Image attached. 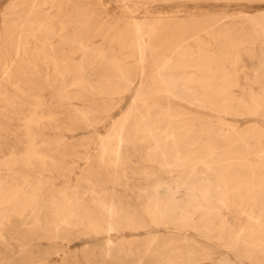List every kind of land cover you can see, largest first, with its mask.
I'll use <instances>...</instances> for the list:
<instances>
[{
  "label": "bare ground",
  "instance_id": "1",
  "mask_svg": "<svg viewBox=\"0 0 264 264\" xmlns=\"http://www.w3.org/2000/svg\"><path fill=\"white\" fill-rule=\"evenodd\" d=\"M99 16L84 0L4 6L0 264H264V133L230 120L242 114L264 120V94L249 103L233 98L226 65L201 39L209 36L220 53L258 39L263 67L264 10L245 15L246 27L213 14L181 22L130 11L118 25ZM96 36L108 47L92 41ZM261 74L256 70L253 80ZM134 77L139 84L130 104L105 133L93 131L94 151L72 181L67 157L79 143L69 145L46 129L73 98L90 106L77 109L75 122L95 129L97 116ZM11 117L20 127L11 136L19 142L3 151ZM137 175L133 189L127 181ZM231 208L236 222L222 214ZM76 237L88 243L82 259L54 249ZM41 239L47 245L34 249Z\"/></svg>",
  "mask_w": 264,
  "mask_h": 264
},
{
  "label": "rangeland",
  "instance_id": "2",
  "mask_svg": "<svg viewBox=\"0 0 264 264\" xmlns=\"http://www.w3.org/2000/svg\"><path fill=\"white\" fill-rule=\"evenodd\" d=\"M9 0H0V30L2 22V13L4 6ZM85 4L89 7H93L99 13V21L105 23L120 24L122 20L128 18V14L137 15L139 18H148L150 20L156 18V16L170 15L178 18L181 22H187L192 17H203L206 14H213L215 20H227L229 22L227 25H237L247 26L243 21V17L250 13H256L264 10V0H127L128 8H125L122 4L123 1L120 0H84ZM201 39L206 46L207 51L210 54L216 55L218 61L225 64L231 78L234 80V84L231 87V96L233 98H241L245 103H249L252 96L259 97L264 94V66L260 67L258 65L259 59L261 57L260 51L261 43L257 39L252 43H244L236 46L232 52L220 53L219 48L216 47L213 40L207 36L203 35ZM92 41L96 44H100L104 48L108 47V44L100 36L93 37ZM72 58L78 60L80 58V52H73ZM237 59L235 64L232 66L234 59ZM260 70L262 73L257 81H254L255 71ZM139 84L138 79L135 77L129 82V89L125 91L120 97H116L115 104L107 108L104 113H100L97 116L98 122L97 126L94 128H82L78 126L75 122L77 119L76 111L77 109H88L90 106L87 100L82 101L79 99H71L69 105L71 109L67 111L64 115H58L50 129H46V135L58 134L60 135L67 144L79 143L75 148L73 156L67 157V162L71 165L74 172L72 175V181L74 176L77 175L78 170L83 166L86 155L93 153L94 144L93 134L94 130L99 134L105 133L109 128L110 123L113 119L121 116L123 111L128 107L131 102V91ZM44 98L47 97L45 90L42 91ZM99 99V98H98ZM97 99V101H99ZM103 100V99H102ZM7 119L5 117L1 118ZM232 122L237 124L240 128L247 125H254L259 129H262L264 133V120L259 117H252L250 115L242 114L236 116V119H230ZM12 129L7 131L3 135L5 137V142L2 139L1 148L3 151L6 150L8 142L18 143V138L11 136V133L19 134L18 121L15 117H11ZM75 123V124H74ZM8 135V136H7ZM92 135V136H91ZM133 165L137 164V157L131 156ZM262 177L264 178V171L262 172ZM136 179V180H135ZM139 176H134L128 179L129 185L136 189L139 180ZM61 178H56L55 182L57 185L61 184ZM70 180V181H71ZM133 182V183H132ZM121 188V187H120ZM122 190V189H121ZM223 216L227 218L230 222H236L234 209H225L222 212ZM141 230L140 232H142ZM127 233V232H125ZM127 238L131 236L127 235ZM83 239V240H82ZM85 238L76 237L67 241L64 244H59V247H55L57 251L67 248L72 250V252L78 254V258L82 259V252L80 249L83 248L88 243L84 242ZM44 242V243H43ZM47 245L48 240L41 239L39 243H35L34 249H37L39 244ZM1 245V244H0ZM2 246H0L1 248ZM8 248L11 252L16 253L18 250L17 244L13 239H9ZM54 253L52 256L54 257ZM218 254V253H216ZM215 254V255H216ZM226 255V254H225ZM231 262H238L237 257L233 253L226 255ZM209 260L204 259L201 264H208ZM244 264H248L245 262Z\"/></svg>",
  "mask_w": 264,
  "mask_h": 264
}]
</instances>
